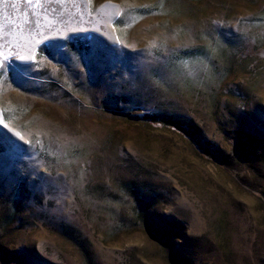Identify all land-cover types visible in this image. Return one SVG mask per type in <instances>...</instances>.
<instances>
[{"label":"rangeland","instance_id":"rangeland-1","mask_svg":"<svg viewBox=\"0 0 264 264\" xmlns=\"http://www.w3.org/2000/svg\"><path fill=\"white\" fill-rule=\"evenodd\" d=\"M0 264H264V0H0Z\"/></svg>","mask_w":264,"mask_h":264},{"label":"snow or ice","instance_id":"snow-or-ice-1","mask_svg":"<svg viewBox=\"0 0 264 264\" xmlns=\"http://www.w3.org/2000/svg\"><path fill=\"white\" fill-rule=\"evenodd\" d=\"M51 41V38H49L48 41H42L41 44ZM14 59V58H13ZM23 62H30V61H23Z\"/></svg>","mask_w":264,"mask_h":264}]
</instances>
